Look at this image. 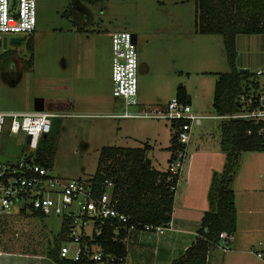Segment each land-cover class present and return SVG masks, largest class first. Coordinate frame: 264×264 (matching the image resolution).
Listing matches in <instances>:
<instances>
[{
	"label": "rangeland",
	"instance_id": "obj_1",
	"mask_svg": "<svg viewBox=\"0 0 264 264\" xmlns=\"http://www.w3.org/2000/svg\"><path fill=\"white\" fill-rule=\"evenodd\" d=\"M195 0H36V27L22 38L18 46L10 42L14 34L4 35L7 46L0 65V111H34L36 99L43 101V111L59 114L57 146L49 173L55 176L90 179L98 168L101 151L106 147H141L149 143V155L158 171H167L170 123L158 119H117L121 105L110 102L108 110H74L70 79L73 69L70 58L85 53L94 56L97 75L111 57V35L127 31L137 38L138 106L129 111L163 107L175 95L178 85L185 86L191 95L193 111L216 115L213 106L214 84L217 74L228 70L222 36L201 34L196 30ZM236 42V64L246 62L252 73L259 60L264 61V35L239 34ZM31 51L27 49V43ZM107 58V59H106ZM28 60L31 66L28 68ZM111 60V59H110ZM92 63L83 64V69ZM111 65V64H110ZM109 65V79H110ZM107 80V73L104 77ZM264 82V77L258 78ZM81 81V80H79ZM81 89H87L80 86ZM112 98V97H111ZM110 101V100H109ZM84 103V101L82 102ZM159 105V106H156ZM224 119L204 118L198 126V140L214 142L221 136ZM222 150V149H221ZM25 133L8 134L4 130L0 140V162L15 164L31 155ZM241 164L255 172L259 189L264 192V151L240 153ZM110 169H115L112 161ZM235 171V185L243 182L246 169ZM104 170V169H103ZM234 192V191H233ZM261 192V193H263ZM264 195V194H263ZM235 200V195H234ZM249 216L257 217L258 227H264V210L257 206L247 209ZM26 219L25 232L20 219L19 237L34 243L53 247L61 230L62 218L56 215ZM230 249L215 248L210 252L209 264H264L255 256L264 249V230L235 231ZM258 242L261 245H258ZM242 244L246 253L234 252ZM240 243V244H239Z\"/></svg>",
	"mask_w": 264,
	"mask_h": 264
},
{
	"label": "built area",
	"instance_id": "obj_2",
	"mask_svg": "<svg viewBox=\"0 0 264 264\" xmlns=\"http://www.w3.org/2000/svg\"><path fill=\"white\" fill-rule=\"evenodd\" d=\"M36 27V0H0V64L1 56L7 46L4 35H30ZM22 39V38H21ZM110 82L112 97L118 100L121 111L110 115L117 119H158L170 123L177 122L173 128L178 147L171 152L167 171L179 175L185 157V147L190 130L204 116L192 112L188 103L180 102L174 95L163 107L129 111L130 106H138V54L136 40L127 31H117L111 35ZM249 89L240 95L242 107L233 114L216 115L221 119H241L257 125L256 137L264 149V67L251 73ZM57 114L45 111L15 112L0 111V140L4 130L8 134L25 133L26 143L31 155L25 156L15 164L0 162V227L12 219L15 224L24 216H61L67 224L65 239L59 243L58 257L63 260H91L94 263H114L115 257L104 253L97 239L103 236L105 227L111 228L116 238L120 231L126 234L135 231L162 234L169 225L152 229L117 209L118 197L113 192L111 180H104V189L96 194L93 182L84 178L55 176L49 168L35 161V153L43 134L51 130L52 119ZM18 225L14 236H19ZM220 242L215 248L226 252L230 249L234 236L222 231ZM260 244V243H259ZM255 255L264 260V251Z\"/></svg>",
	"mask_w": 264,
	"mask_h": 264
},
{
	"label": "trees",
	"instance_id": "obj_3",
	"mask_svg": "<svg viewBox=\"0 0 264 264\" xmlns=\"http://www.w3.org/2000/svg\"><path fill=\"white\" fill-rule=\"evenodd\" d=\"M195 13L199 33L222 36L228 70L217 74L212 106L216 115L233 114L241 109L240 95L249 89L252 77L249 71L240 72L236 67L235 38L239 34L264 35V0H195ZM29 41L27 49L31 51ZM6 52L14 53L13 50L3 52L1 62ZM30 63L28 60V68ZM175 96L180 102L188 103L183 85L176 87ZM59 125V117H54L50 132L40 139L35 153V161L47 168L53 164ZM175 127L177 122H173L171 127L168 147L171 152L178 147L173 133ZM256 129L257 125L241 119H224L221 123L220 144L225 153V162L221 172L212 175L207 193L209 210L203 213L192 244L170 264H209L210 252L220 242L219 233L225 231L234 234L236 207L231 182L239 166L240 153L264 151L255 135ZM149 149L147 144L141 147L103 148L98 168L91 178L96 194L103 191L105 179L113 182V192L118 197L117 209L139 222L138 229L144 225L152 229L169 225L178 180V175H170L168 171H158L151 166L146 155ZM111 161L115 164L114 170L108 167ZM66 233L67 224L62 222L60 233L55 238L54 251L50 253L52 259L57 264H96L86 259L73 261L58 257L59 243L65 239ZM125 236L122 230L114 238L111 228L105 227L103 236L97 239L104 253L115 257L114 263H120L126 255Z\"/></svg>",
	"mask_w": 264,
	"mask_h": 264
},
{
	"label": "crops",
	"instance_id": "obj_4",
	"mask_svg": "<svg viewBox=\"0 0 264 264\" xmlns=\"http://www.w3.org/2000/svg\"><path fill=\"white\" fill-rule=\"evenodd\" d=\"M135 40H137L136 35ZM237 41H239V37L235 38V45ZM110 59L109 62L107 60V64L105 60V68H103L100 75H97L94 56L90 59L86 57L85 53H76V55L71 56L69 65L73 69L74 75L70 79V86H72V92L70 93L72 97L69 103L74 110H86L87 112L97 110L102 113V110L109 109L111 100L115 101L117 105L119 104L118 100L114 99L111 94V82L109 79ZM87 62L92 63V66L89 65L85 70L83 69V64ZM263 62V59H261L256 63L258 65L263 64ZM236 67L237 69H247L246 62H238ZM259 67L261 66L258 65L256 68ZM106 73L107 80L104 78ZM84 85L87 89H81L80 86ZM185 90L188 96V104L191 106V95L186 87ZM83 101L84 103H82ZM142 105L154 108L152 104L145 105L142 103ZM192 112L196 115L204 116L197 111L192 110ZM57 117H59V114H57ZM208 117L217 119L216 115L204 116V118ZM200 125L201 119L198 123H194L190 130L182 169L174 188L171 220L168 223L169 227L162 234L144 231L126 234L123 240L126 255L123 260L120 263L97 264H170L174 258L181 255L192 244L196 231L200 226L201 217L204 212L209 210L207 193L212 175L221 172L225 162V153L221 150L220 144L221 136L218 137L217 142L216 139H214V142L208 139L198 140L199 133L196 128ZM144 144H147L150 148L149 151H151V145L147 142ZM149 151H147L146 155L153 167L152 161H156L157 159L154 155L150 156ZM170 154L171 151L168 149L167 165ZM241 162V157H239L238 173H240L241 167L244 168ZM244 169H246V173L243 176V182H238V185H235V176H233L231 182L236 207L235 231L251 232L259 229L264 230L263 226L260 228L257 226L258 223L256 222H259L258 218L249 216L248 212L250 210L247 211L252 206H257L260 210H264V192L258 187L255 172L248 167ZM34 217L39 216L27 215L23 217V227L21 228H23L24 232L26 226L23 224H26V219H33ZM13 222L10 218L7 221L5 220V223L8 224L7 226L0 227V264H57L50 256V253L54 251L55 244L53 247H45V245L42 246L38 243H34L33 246L28 245L24 239L18 238L20 235L14 236L18 224H15V226V222ZM259 243L258 245H261ZM241 247L242 244L238 245L237 243L234 252L240 254L246 253ZM241 264L248 263L241 261Z\"/></svg>",
	"mask_w": 264,
	"mask_h": 264
},
{
	"label": "water",
	"instance_id": "obj_5",
	"mask_svg": "<svg viewBox=\"0 0 264 264\" xmlns=\"http://www.w3.org/2000/svg\"><path fill=\"white\" fill-rule=\"evenodd\" d=\"M133 39H135V35L133 34ZM21 41V38L20 37H12L10 39V42L13 43V44H19ZM4 48H5V43H4ZM240 72H246L247 69H239ZM43 110V104H42V100L41 99H36L35 100V103H34V111H42ZM46 137V134H43V138Z\"/></svg>",
	"mask_w": 264,
	"mask_h": 264
},
{
	"label": "bare ground",
	"instance_id": "obj_6",
	"mask_svg": "<svg viewBox=\"0 0 264 264\" xmlns=\"http://www.w3.org/2000/svg\"><path fill=\"white\" fill-rule=\"evenodd\" d=\"M46 135H47V134H46ZM42 137H43V136H42ZM42 137H41V138H42Z\"/></svg>",
	"mask_w": 264,
	"mask_h": 264
}]
</instances>
